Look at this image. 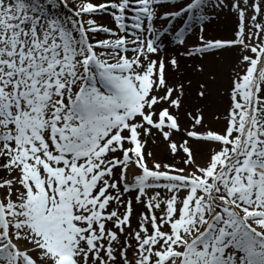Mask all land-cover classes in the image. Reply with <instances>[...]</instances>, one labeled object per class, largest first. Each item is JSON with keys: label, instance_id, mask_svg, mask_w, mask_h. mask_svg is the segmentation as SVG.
Instances as JSON below:
<instances>
[{"label": "snow or ice", "instance_id": "obj_1", "mask_svg": "<svg viewBox=\"0 0 264 264\" xmlns=\"http://www.w3.org/2000/svg\"><path fill=\"white\" fill-rule=\"evenodd\" d=\"M0 264H264V0H0Z\"/></svg>", "mask_w": 264, "mask_h": 264}, {"label": "bare ground", "instance_id": "obj_2", "mask_svg": "<svg viewBox=\"0 0 264 264\" xmlns=\"http://www.w3.org/2000/svg\"><path fill=\"white\" fill-rule=\"evenodd\" d=\"M234 24V20L230 17L221 16L217 21L207 30L209 37L223 38L231 34V30ZM169 42L168 40H165ZM171 47L165 55L173 53L174 45L169 42ZM197 64L203 65L204 71H195L194 68ZM180 72L174 70L169 72L168 77L170 83L184 82L188 85V81H191V86L186 87V94L188 97V103L193 104L196 102V89L197 85L201 82H207L210 87L211 95L208 100V112L207 115L211 121L212 113L217 111H223L226 108L228 99L226 90L230 86V76L235 74V69L232 60H226L223 63L218 62L212 57L204 59H193L188 57L180 58ZM215 71L217 74V80L213 83L208 80L209 72ZM221 91L225 94L221 95ZM150 150L154 152L158 159H166L167 154L164 150L162 143L150 145Z\"/></svg>", "mask_w": 264, "mask_h": 264}, {"label": "rangeland", "instance_id": "obj_3", "mask_svg": "<svg viewBox=\"0 0 264 264\" xmlns=\"http://www.w3.org/2000/svg\"><path fill=\"white\" fill-rule=\"evenodd\" d=\"M100 22H102V23H104V24H109V20H108V18H104L102 21H100ZM207 31V30H206ZM164 44H165V47H167L168 46V42H166V41H164ZM179 72H180V68H179Z\"/></svg>", "mask_w": 264, "mask_h": 264}]
</instances>
